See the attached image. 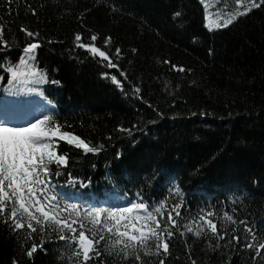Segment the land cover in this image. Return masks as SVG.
Listing matches in <instances>:
<instances>
[{"label": "trees", "instance_id": "16d2710c", "mask_svg": "<svg viewBox=\"0 0 264 264\" xmlns=\"http://www.w3.org/2000/svg\"><path fill=\"white\" fill-rule=\"evenodd\" d=\"M26 2L37 8V16L28 12L25 0H15L11 15L0 8V23L12 44L7 58L17 59L29 39L21 27L58 41L43 43L37 64L47 70L48 84L62 98L64 124L92 145L103 144L98 153L74 151L70 168L82 175L97 172L96 180L106 167L122 178L127 172L157 201L167 197L171 204L182 197L183 217L214 211L223 223L221 214L235 210L238 220L248 219L257 235L264 236V7L226 28L208 31L200 0ZM5 3L0 0V5ZM214 6L225 12L236 7L235 0H227V7L210 0L209 7ZM177 11L182 13L179 18L174 17ZM82 13L87 29L111 35L122 48L121 67L141 87L143 99L127 86L125 94L103 79L102 69L74 48V32L85 31ZM162 60L192 71H170ZM121 126L131 128L132 136L119 131ZM177 185L181 197L175 195ZM230 186H239L236 207ZM228 227L230 231L233 226ZM188 243L197 264H254V253L239 247L212 252L191 236ZM170 247L166 264H190L184 239L177 236ZM45 249L28 258L16 236L0 223V264H61L57 245L47 243ZM103 264L118 262L105 255ZM255 264H264V259Z\"/></svg>", "mask_w": 264, "mask_h": 264}, {"label": "snow or ice", "instance_id": "6c2138e0", "mask_svg": "<svg viewBox=\"0 0 264 264\" xmlns=\"http://www.w3.org/2000/svg\"><path fill=\"white\" fill-rule=\"evenodd\" d=\"M14 2L6 0L0 8L11 15ZM218 2L227 7V0ZM200 3L204 8L205 27L209 31L226 28L254 9L264 7V0H235V10L225 12L215 6V10H210V0H200ZM25 7L31 15H38L37 8L26 0ZM181 16L180 11L174 13L176 18ZM83 18L82 13L79 19L85 31L74 32V48L82 49L102 69L100 75L103 79L125 94L127 86L132 95L143 99L141 87L133 84L128 79L129 73L121 67L122 48L115 45L111 35L101 36L87 29ZM5 31V25L0 23V52H3L0 60L4 62L0 64V71L9 76L6 91L37 95L43 98L39 102L42 107L44 101L48 105L43 111L29 113L30 118L22 123H16L15 118L8 115L0 119V223L16 236L23 254L32 258L38 250L46 251L45 244L64 242L59 256L61 264H103L105 255L114 257L118 264H166L171 256L170 243L179 236L184 239L190 264H197L191 255L192 245L188 243L191 236L194 242L203 240L212 252L239 247L254 253L251 256L254 264L264 259V236L258 237L248 219L238 220L235 210L231 214L228 211L221 214L223 223L217 221L214 211L202 210L198 218L183 217L181 210L185 205L178 185L174 192L181 198L171 204L167 197L155 202L146 201L140 192L135 193V201L126 200L123 205L85 202V206L63 197L52 183L53 176H60V169L69 165V155L59 151L61 142L84 153H98L103 144L97 147L81 135L66 130L71 126L56 119L55 105L41 87L49 80L47 70L37 64L38 50L44 42L53 44L58 41L46 40L38 29L21 27L29 39L18 60L12 61L7 58L11 55L8 50L12 44L5 38ZM137 51L131 49L133 53ZM161 63L173 72L192 71L171 60H162ZM4 79L5 76L0 75V80ZM50 82L60 83L58 80ZM200 114L209 115L207 112ZM119 131L132 136L131 128L121 126ZM66 183L87 187L84 180L71 172L67 173ZM229 225L233 226L230 231ZM13 264L18 261L14 260Z\"/></svg>", "mask_w": 264, "mask_h": 264}, {"label": "rangeland", "instance_id": "374dc122", "mask_svg": "<svg viewBox=\"0 0 264 264\" xmlns=\"http://www.w3.org/2000/svg\"><path fill=\"white\" fill-rule=\"evenodd\" d=\"M232 188H233V189H232ZM232 188H231V186H230V190H235V189H238V188H239V186H237V187H236V186H233ZM238 190H239V189H238ZM224 191H227V187L225 188V190H224ZM258 237H259V236H258ZM170 249H171V247H170Z\"/></svg>", "mask_w": 264, "mask_h": 264}, {"label": "bare ground", "instance_id": "6f19581e", "mask_svg": "<svg viewBox=\"0 0 264 264\" xmlns=\"http://www.w3.org/2000/svg\"><path fill=\"white\" fill-rule=\"evenodd\" d=\"M92 172H93V171H92ZM92 172H91V173H92Z\"/></svg>", "mask_w": 264, "mask_h": 264}]
</instances>
